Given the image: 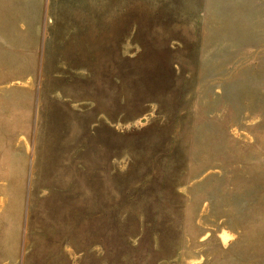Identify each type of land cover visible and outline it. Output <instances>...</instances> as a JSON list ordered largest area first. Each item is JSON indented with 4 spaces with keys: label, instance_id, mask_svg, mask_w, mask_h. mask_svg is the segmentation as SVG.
<instances>
[{
    "label": "rangeland",
    "instance_id": "374dc122",
    "mask_svg": "<svg viewBox=\"0 0 264 264\" xmlns=\"http://www.w3.org/2000/svg\"><path fill=\"white\" fill-rule=\"evenodd\" d=\"M0 264H264V0H0Z\"/></svg>",
    "mask_w": 264,
    "mask_h": 264
}]
</instances>
